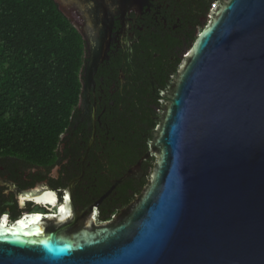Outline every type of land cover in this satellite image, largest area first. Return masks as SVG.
Returning a JSON list of instances; mask_svg holds the SVG:
<instances>
[{
  "label": "water",
  "instance_id": "95a60500",
  "mask_svg": "<svg viewBox=\"0 0 264 264\" xmlns=\"http://www.w3.org/2000/svg\"><path fill=\"white\" fill-rule=\"evenodd\" d=\"M54 1L93 54V2ZM164 99L124 217L78 244L44 237L39 215L0 224V264H264V0H221Z\"/></svg>",
  "mask_w": 264,
  "mask_h": 264
},
{
  "label": "flooded vegetation",
  "instance_id": "af4514ba",
  "mask_svg": "<svg viewBox=\"0 0 264 264\" xmlns=\"http://www.w3.org/2000/svg\"><path fill=\"white\" fill-rule=\"evenodd\" d=\"M91 1L100 24L90 31L95 48L90 54L82 36L81 94L54 158L31 164L0 156V224L39 215L44 237L74 244L123 218L142 195L156 163L148 154L164 97L221 2ZM72 15L84 25L79 9Z\"/></svg>",
  "mask_w": 264,
  "mask_h": 264
},
{
  "label": "trees",
  "instance_id": "16d2710c",
  "mask_svg": "<svg viewBox=\"0 0 264 264\" xmlns=\"http://www.w3.org/2000/svg\"><path fill=\"white\" fill-rule=\"evenodd\" d=\"M84 42L54 0H0V156L54 158L81 94Z\"/></svg>",
  "mask_w": 264,
  "mask_h": 264
}]
</instances>
